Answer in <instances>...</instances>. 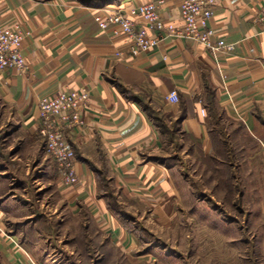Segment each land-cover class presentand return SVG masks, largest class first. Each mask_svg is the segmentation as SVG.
I'll list each match as a JSON object with an SVG mask.
<instances>
[{
	"label": "crops",
	"instance_id": "1",
	"mask_svg": "<svg viewBox=\"0 0 264 264\" xmlns=\"http://www.w3.org/2000/svg\"><path fill=\"white\" fill-rule=\"evenodd\" d=\"M147 1L158 0H0V24L27 32L22 53L30 66L26 73L0 70V101L8 108L0 127L8 129L0 158V264H97L115 259L112 250L128 261L145 257L139 221L146 213L172 221L184 197L195 196L191 178L219 181L221 166L241 173L263 158L264 0H216L209 26L216 38L237 44L232 53L166 37L150 53L118 56L127 48L124 34L101 28L97 17L116 8L131 14ZM181 3L163 0L167 21L181 22ZM80 87L92 88L85 126L68 133L80 180L65 186L39 133L38 103ZM173 90L178 102L167 98ZM213 108L222 129L211 127ZM184 162L189 174L178 171ZM236 260L259 264L253 255Z\"/></svg>",
	"mask_w": 264,
	"mask_h": 264
},
{
	"label": "rangeland",
	"instance_id": "2",
	"mask_svg": "<svg viewBox=\"0 0 264 264\" xmlns=\"http://www.w3.org/2000/svg\"><path fill=\"white\" fill-rule=\"evenodd\" d=\"M6 110L8 108L0 101V127L6 124L7 118L3 115ZM212 113L211 127L215 125L216 130L222 129L219 109L213 108ZM6 130H0V158L6 154ZM261 158L257 157L255 169L252 164L243 168L241 173L235 170L231 173L232 169L230 172L227 167L221 166L219 181L203 180L199 175L191 178L188 182L195 196L184 197L185 201L177 206L178 211L173 214L172 221L151 220L147 213L145 218L140 219L139 224L145 226L146 231H141L139 252L145 257L128 261L119 259L118 251L112 250L115 259L97 264H237V255H253L259 264H264V154ZM260 160L263 161L258 164ZM182 164L178 169L182 174H189L193 170L185 162ZM205 166L215 168L210 160L206 161ZM205 166L201 169L204 170ZM235 175L237 181L234 180ZM217 184L221 188L217 189ZM198 199L208 203V209L198 206ZM251 208L254 211L249 213ZM224 221L232 222L233 227L228 228ZM96 253L97 258H101L102 252L97 250ZM92 263L84 258L81 261V264Z\"/></svg>",
	"mask_w": 264,
	"mask_h": 264
},
{
	"label": "built area",
	"instance_id": "3",
	"mask_svg": "<svg viewBox=\"0 0 264 264\" xmlns=\"http://www.w3.org/2000/svg\"><path fill=\"white\" fill-rule=\"evenodd\" d=\"M163 0L147 1L135 5L131 14L126 9L116 8L107 17H97L103 29L118 27L115 32L124 34L126 51L119 50L118 56L136 57L152 52L166 37H179L195 40L213 54L232 53L237 44L225 42L215 37V31L209 26L214 14L216 0H182L180 23L167 21L162 15L160 4ZM132 14L139 15L143 22ZM25 34L20 25L0 24V70L17 69L26 73L30 66L22 53ZM92 88L80 87L66 89L54 95L42 96L38 103L40 126L47 153L54 159L60 182L65 186H74L79 180L76 170V153L71 146L68 133L84 127V114L90 108ZM167 98L179 101L177 90L171 91ZM205 109L202 113L205 114ZM31 264H41L32 261Z\"/></svg>",
	"mask_w": 264,
	"mask_h": 264
},
{
	"label": "trees",
	"instance_id": "4",
	"mask_svg": "<svg viewBox=\"0 0 264 264\" xmlns=\"http://www.w3.org/2000/svg\"><path fill=\"white\" fill-rule=\"evenodd\" d=\"M104 1H107V0H104Z\"/></svg>",
	"mask_w": 264,
	"mask_h": 264
}]
</instances>
